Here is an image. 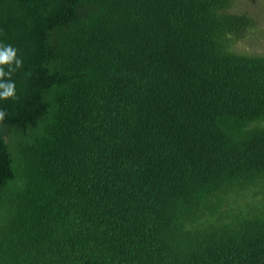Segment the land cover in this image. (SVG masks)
<instances>
[{"label": "trees", "instance_id": "1", "mask_svg": "<svg viewBox=\"0 0 264 264\" xmlns=\"http://www.w3.org/2000/svg\"><path fill=\"white\" fill-rule=\"evenodd\" d=\"M250 2L0 0V264H264Z\"/></svg>", "mask_w": 264, "mask_h": 264}, {"label": "clouds", "instance_id": "2", "mask_svg": "<svg viewBox=\"0 0 264 264\" xmlns=\"http://www.w3.org/2000/svg\"><path fill=\"white\" fill-rule=\"evenodd\" d=\"M21 67L22 60L17 57V49L0 43V99L16 98V85L11 80V76ZM5 77L8 79L5 80ZM5 115V110L0 109V121L5 119Z\"/></svg>", "mask_w": 264, "mask_h": 264}, {"label": "rangeland", "instance_id": "3", "mask_svg": "<svg viewBox=\"0 0 264 264\" xmlns=\"http://www.w3.org/2000/svg\"><path fill=\"white\" fill-rule=\"evenodd\" d=\"M250 7L252 9H256L261 13V18L263 20L262 22V26L264 28V0H251V2L249 3ZM262 35V31L258 30L255 35H253V39L255 40V42H258V40L260 39Z\"/></svg>", "mask_w": 264, "mask_h": 264}]
</instances>
